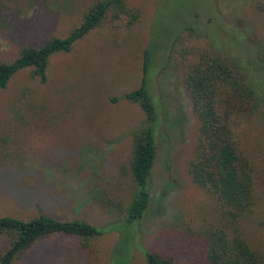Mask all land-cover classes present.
I'll use <instances>...</instances> for the list:
<instances>
[{"label": "rangeland", "instance_id": "1", "mask_svg": "<svg viewBox=\"0 0 264 264\" xmlns=\"http://www.w3.org/2000/svg\"><path fill=\"white\" fill-rule=\"evenodd\" d=\"M94 1L0 0V61L66 35ZM125 1L138 11L136 22L108 16L70 50L49 57L44 82L26 67L0 89V216L28 219L41 211L103 232L87 248L53 234L11 264H110L115 248L112 264H146V251L209 264L202 232L218 220L212 194L188 173L197 121L181 84L180 50L194 43L244 63L264 96V0ZM145 49L147 88L159 114L157 155L149 205L131 228L95 198L115 193L126 203L131 194L120 165L130 155L132 129L147 118L123 94L140 85ZM263 113L264 103L241 115L235 134L255 167L254 205L240 229L264 257ZM5 245L0 236V252Z\"/></svg>", "mask_w": 264, "mask_h": 264}, {"label": "trees", "instance_id": "2", "mask_svg": "<svg viewBox=\"0 0 264 264\" xmlns=\"http://www.w3.org/2000/svg\"><path fill=\"white\" fill-rule=\"evenodd\" d=\"M108 16L112 20L124 16L126 24L131 25L138 20L139 13L125 0H95L66 35L48 38L38 46L24 47L13 60L0 61V89L26 67H32L39 81L44 82L49 57L70 50L75 41ZM186 29L193 30L192 27ZM180 54L181 84L197 121V140L188 173L197 186L212 194L218 220L202 232L203 256L209 264H264L263 255L247 243L240 229V221L254 205L255 167L235 134L241 115L255 113L263 107L262 90L249 78L244 63L217 49L193 43L182 48ZM150 58L149 49H145L140 85L123 94L127 100L138 103L147 118L132 129L130 155L120 165V174L130 181L131 194L126 203L115 193L95 198L100 207L117 214L115 222L131 228L136 227L149 205L148 180L157 155L159 114L147 88ZM255 62L253 66L261 59ZM40 212L28 219L0 216V236L6 242L0 252V264H11L35 242L53 234L74 237L83 248L88 247L91 239L103 234L85 220H61ZM115 251L116 248L110 264ZM144 258L146 264H190L155 251H146Z\"/></svg>", "mask_w": 264, "mask_h": 264}]
</instances>
